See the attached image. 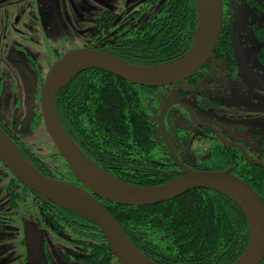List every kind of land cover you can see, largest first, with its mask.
<instances>
[{
	"label": "flooded vegetation",
	"instance_id": "1",
	"mask_svg": "<svg viewBox=\"0 0 264 264\" xmlns=\"http://www.w3.org/2000/svg\"><path fill=\"white\" fill-rule=\"evenodd\" d=\"M157 1L0 0V129L31 164L36 162L27 141L44 129L41 92L50 67L74 49L107 52L136 40L141 23L152 20L166 0L160 8ZM241 3L246 8L243 25L235 20ZM222 8L228 16L219 51L186 80L148 88L161 157L150 165L182 174L175 156L193 171L233 172L246 183H264V0H222ZM165 104L162 123L170 148L159 123ZM11 186L2 183L0 188L9 206ZM27 197L23 193L21 201ZM33 215L35 223H29L41 233L50 264L48 232L72 240L56 228H44L38 213ZM21 235L17 257L26 264L23 226ZM69 235L74 243L75 233Z\"/></svg>",
	"mask_w": 264,
	"mask_h": 264
},
{
	"label": "trees",
	"instance_id": "2",
	"mask_svg": "<svg viewBox=\"0 0 264 264\" xmlns=\"http://www.w3.org/2000/svg\"><path fill=\"white\" fill-rule=\"evenodd\" d=\"M153 14L152 20L141 23L136 40L124 41L107 53L140 67L161 68L181 61L194 44L198 24L195 1L166 0ZM227 16L224 11L214 52L224 42ZM260 35L264 42V32ZM262 51L264 55V46ZM149 92L108 72L83 70L57 90L54 106L62 129L87 158L125 183L157 186L182 174L150 165L161 157L156 152L160 140L149 108L153 103ZM32 165L45 176L75 184L67 165L66 175ZM3 169L7 183L29 195L27 200L30 198L44 228L75 233L78 264H119L95 225L47 199H36L37 194ZM248 184L264 200V183ZM102 203L132 245L156 264H234L250 244L251 228L243 211L210 190L193 189L169 201L141 207Z\"/></svg>",
	"mask_w": 264,
	"mask_h": 264
},
{
	"label": "water",
	"instance_id": "3",
	"mask_svg": "<svg viewBox=\"0 0 264 264\" xmlns=\"http://www.w3.org/2000/svg\"><path fill=\"white\" fill-rule=\"evenodd\" d=\"M194 1L198 17L194 44L177 63L161 68L140 67L104 51L82 48L66 52L48 70L41 92L43 126L79 185L41 174L0 129V164L29 191L78 213L95 225L119 264L156 263L132 245L102 201L130 207L149 206L169 201L193 189L210 190L229 198L247 217L251 228L250 244L234 264L264 262V200L248 183L228 172L190 170L173 155L183 176L157 186L130 185L87 158L64 132L55 110L57 90L83 70H102L146 88L166 87L195 74L209 60L218 43L223 8L222 0ZM65 74H70L68 79L57 85ZM168 105L163 106L159 117L161 134L167 145L162 116ZM23 230L26 264H48L41 233L30 223H24Z\"/></svg>",
	"mask_w": 264,
	"mask_h": 264
},
{
	"label": "rangeland",
	"instance_id": "4",
	"mask_svg": "<svg viewBox=\"0 0 264 264\" xmlns=\"http://www.w3.org/2000/svg\"><path fill=\"white\" fill-rule=\"evenodd\" d=\"M162 2H164V0H158L155 7L160 8ZM245 9L243 3H241L235 15V20L239 22L240 25H243L245 20ZM248 35L247 33V36ZM27 146L33 153L32 157L40 168L55 175H66V173H68L65 162L48 140L44 129H41V133L36 139H29L27 141ZM7 182H9L8 175L0 165V188L2 183ZM19 190L22 192L20 193ZM23 193H25L24 190L17 188L12 183L11 207L7 205L5 197L3 195L0 196V220L2 221L0 229V264H17L16 259L19 264L17 252L20 248L19 240L22 236L21 228L25 222L35 223L33 215V213L36 214L35 207H33L34 205L29 200L30 198L25 203L21 201ZM48 235L46 247L50 264H78L75 260V258L80 255L78 247L75 242H72L74 238L70 237L69 233H67V235L72 240L71 242L63 241L62 238L64 237L56 238L50 232H48ZM76 240L77 239H75V241Z\"/></svg>",
	"mask_w": 264,
	"mask_h": 264
},
{
	"label": "bare ground",
	"instance_id": "5",
	"mask_svg": "<svg viewBox=\"0 0 264 264\" xmlns=\"http://www.w3.org/2000/svg\"><path fill=\"white\" fill-rule=\"evenodd\" d=\"M189 57H190V55L187 57V59H189ZM187 59H186V60H187ZM69 75H70V74H65V75H63V76L59 79V81L57 82V85H61V84H63V83L68 79Z\"/></svg>",
	"mask_w": 264,
	"mask_h": 264
}]
</instances>
